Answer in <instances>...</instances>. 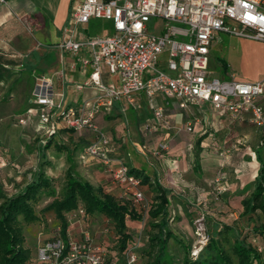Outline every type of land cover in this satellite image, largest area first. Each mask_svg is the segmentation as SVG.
<instances>
[{"label": "built area", "instance_id": "obj_1", "mask_svg": "<svg viewBox=\"0 0 264 264\" xmlns=\"http://www.w3.org/2000/svg\"><path fill=\"white\" fill-rule=\"evenodd\" d=\"M7 2L0 0V6ZM92 18L108 20L112 33L107 29L87 33ZM222 32L264 41V0H74L59 47L82 69H89L88 77L75 87H94L95 99L78 107L67 106L57 100L51 79L39 78L29 108L16 120L26 125L36 115L37 127L43 128L48 137L59 127L92 131L94 136L82 147L80 155L98 160L120 187L121 195L130 198L137 209H146L148 201L140 189V178L113 155L110 136L98 128L94 118L108 111L115 101L124 99L133 105L144 93L154 119L146 128L172 129L174 125L167 116L171 106L184 109L191 103L203 102L214 111L229 113L233 121L247 114L252 124L264 129V107L258 102L264 96V77L248 81L233 72L228 78L212 75L210 46ZM163 54L165 68H160ZM104 71L116 80L104 82ZM156 94L162 104L154 103ZM193 126L188 121L184 128L192 131ZM260 144H264V137ZM168 149L167 141L162 140L152 153L160 155ZM251 155L256 156L254 149ZM78 159L82 162V158ZM213 183L217 193H221L222 177H215ZM78 213L83 214V210ZM196 224L204 230L203 216ZM82 234L78 240H65L60 234L42 240L29 264H103L105 248L95 244L88 232ZM136 260V254L129 249L127 264Z\"/></svg>", "mask_w": 264, "mask_h": 264}, {"label": "crops", "instance_id": "obj_2", "mask_svg": "<svg viewBox=\"0 0 264 264\" xmlns=\"http://www.w3.org/2000/svg\"><path fill=\"white\" fill-rule=\"evenodd\" d=\"M73 1L8 0L7 4L0 6V184L6 187L10 183L15 185L14 192L30 180L44 157L48 160L44 169L50 177L62 174L67 166V153L53 147L46 151L42 149L45 139L37 135L36 115L34 121L26 125L19 124L13 118L29 108V99L37 80L43 77L51 79L57 100L67 106L92 103L97 93L94 87L76 89L75 85L88 77L89 69H82L69 53L59 47ZM215 41L211 43L209 58ZM160 63L159 67L165 68L162 59ZM223 70L216 77L228 78L231 72L228 71L227 62H224ZM262 77L264 74L248 81ZM102 79L104 82L116 80L106 71L102 73ZM258 102L264 105V96H260ZM154 103H163L158 94ZM167 116L174 125L172 129L146 128V124L151 125L154 119L152 108L145 94L141 93L133 105L124 99L115 101L108 111L98 113L94 122L110 135L115 156L130 168L150 175L149 184L143 185L147 195H155L153 183L158 181L171 189L172 199H183L189 192L203 196L207 194L209 198L210 181L220 176L228 186V203H222L225 216L236 207L241 209V200L252 191V183L258 172L259 162L256 156L251 155V150L261 138L262 129L252 124L247 114L233 121L229 113L214 111L203 102L191 103L184 109L171 106ZM188 121L194 123L192 131H197L198 136L193 141L183 136L187 140L184 142L179 140L177 129L184 127ZM93 136L88 129L75 131L64 128L53 139L67 144L71 150L80 145L76 150L79 152ZM175 138L176 143L172 142ZM162 140L167 141L169 149L160 155H153L152 149ZM216 152L218 158L212 155ZM260 157L264 160V147L260 149ZM253 161L256 164H252ZM80 164L83 169L88 168L92 184L99 182L110 191V186H116L111 192L120 195V187L100 162L87 157ZM189 171L193 173L192 176ZM5 176H9L8 181ZM237 215L234 211L233 216ZM82 218L80 215L70 218L67 235L73 240L82 237L83 230L78 233ZM37 246L33 250L34 257Z\"/></svg>", "mask_w": 264, "mask_h": 264}, {"label": "trees", "instance_id": "obj_3", "mask_svg": "<svg viewBox=\"0 0 264 264\" xmlns=\"http://www.w3.org/2000/svg\"><path fill=\"white\" fill-rule=\"evenodd\" d=\"M109 28L108 33H112L111 24ZM60 129L64 128L59 127L57 132ZM55 134L45 139L42 149L46 151L53 147L67 153V166L62 174L59 190L56 189L54 177L48 176L44 169V164L48 162L46 157L30 180L14 193L7 194L0 184V264H29L34 260V249L31 250L27 244L24 227L39 220L37 206L44 198L50 200L41 208L42 214L52 213L57 221L54 234L47 239L60 234L63 239L68 240L70 216L79 215V209L83 210V218L100 214L106 219L115 237L113 254L108 257L105 249L103 264H115L116 261L127 264L129 243L134 242V233L128 229L127 222L128 219L141 221V210L133 205L130 198L115 195L102 185H94L83 178L79 172L78 160L81 159L78 158H82L81 163H84L87 156L76 151L80 145L71 150L67 144L54 141ZM203 136L197 140L198 143ZM261 138L254 148L259 168L252 183V191L241 200L242 208L237 217H233L234 211L230 210L228 216H232L231 221H216L207 216L208 221L212 222L207 231L208 242L195 256L191 251L192 240L186 239L171 223L172 219H177V215H172L171 189L154 181L152 190L155 195L150 200L146 198L150 221L148 243L144 249L146 260L141 264H264V160L260 157V149L264 144H260ZM111 143L114 155L112 139ZM131 172L140 178V189L147 197L143 185L149 184L150 175L136 168H131ZM213 180L210 181V199L227 204V183L222 179L224 189L218 194ZM57 228L60 231L57 232ZM178 254L180 256L176 257Z\"/></svg>", "mask_w": 264, "mask_h": 264}, {"label": "rangeland", "instance_id": "obj_4", "mask_svg": "<svg viewBox=\"0 0 264 264\" xmlns=\"http://www.w3.org/2000/svg\"><path fill=\"white\" fill-rule=\"evenodd\" d=\"M159 23V21H158ZM230 24L235 25L234 22H230ZM110 22L103 18H92L90 20L88 29L86 30L89 34L101 33L103 30L107 29V32H110ZM239 28V27H238ZM166 57L165 54L161 56L162 60ZM211 69L212 75L217 76L218 74L223 73V64L227 62L228 71L233 72L237 78L242 80H249L252 78H256L260 74H264V41L240 37V36H228V34L221 33L219 38L216 39L215 43L212 46L211 54ZM164 62V61H163ZM161 65V63L159 64ZM164 68V67H162ZM17 115H14L13 118H16ZM126 125V124H125ZM134 131V130H133ZM37 135L43 139H46L48 136L45 134L43 128L36 129ZM179 140L187 142L183 136L188 138L190 141H193L198 135L197 131H189L184 127H178L177 129ZM36 135V136H37ZM35 136V137H36ZM110 136V135H109ZM177 138H175L172 142L176 143ZM189 142V141H188ZM186 148H184V153ZM216 158H218V154L213 153ZM212 158V157H211ZM149 159V158H148ZM90 160L95 161L96 159L90 158ZM99 162L98 160H96ZM153 163L152 160H149ZM81 163V162H79ZM252 164H256L254 161ZM79 172L81 176L87 180H90L88 175V168H84L82 164L79 166ZM255 168V166H254ZM207 173V170L206 172ZM63 174V173H62ZM62 174L54 177V183L59 190L60 183L62 182ZM208 174V173H207ZM189 175H193L191 171H189ZM6 181H8L9 176H5ZM94 181V180H92ZM10 182V181H9ZM4 183V182H3ZM96 183V182H95ZM97 182L95 185H100ZM3 191L7 194L14 193L13 184H9L6 187L1 183ZM111 191L116 189V186H110ZM121 194V191H120ZM247 195V194H245ZM207 194H197L196 192H189L185 194L183 199L173 198L172 206L173 212L172 215H177V219H172L173 227L181 234H183L186 239L192 240L191 251L201 249L208 241H207V231L210 229L212 225L210 221H208L207 216L213 217L216 221H220L223 219L224 221H231L232 216H225V211L223 204L218 200H211V194L209 193V198ZM148 200L153 198V195L149 194L146 197ZM50 198H44L37 206V212L40 215L38 221L25 225L24 233L26 236V241L31 250H33L39 241L44 240L52 236L55 232L56 227V219L54 218L52 213L42 214L41 208L49 202ZM189 203V204H186ZM190 205V207L188 206ZM234 205V204H233ZM235 208V207H234ZM239 207L235 208L233 211L239 212ZM149 209H141V213L143 215L141 221H131L128 219V229L133 231L134 233V242L129 243L130 250L136 254L137 260L134 264L144 263L146 260L144 249L147 247L148 243V223L150 221ZM81 216V214H79ZM77 215V216H79ZM73 217L76 214L72 215ZM203 216V227L204 230L197 228L196 220ZM234 217V216H233ZM82 226L78 228V233L82 229L90 234L93 241L98 245L104 247L107 251L108 257L113 254V246L115 244V237L111 233L108 223L106 219L100 214L88 215L87 217L82 218ZM82 227V228H81ZM202 233L203 236H198ZM83 235V234H81ZM80 239V238H79ZM180 256V254L176 255V257ZM115 264H121L117 261Z\"/></svg>", "mask_w": 264, "mask_h": 264}]
</instances>
